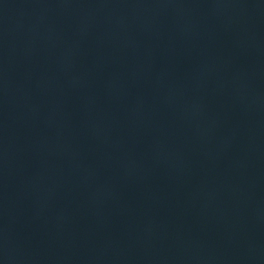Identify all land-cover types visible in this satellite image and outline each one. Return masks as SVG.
I'll return each mask as SVG.
<instances>
[{
  "label": "water",
  "instance_id": "water-1",
  "mask_svg": "<svg viewBox=\"0 0 264 264\" xmlns=\"http://www.w3.org/2000/svg\"><path fill=\"white\" fill-rule=\"evenodd\" d=\"M0 264H264V141L0 152Z\"/></svg>",
  "mask_w": 264,
  "mask_h": 264
}]
</instances>
